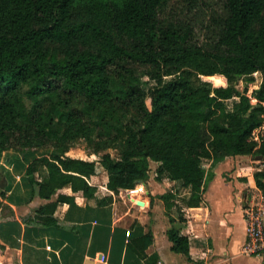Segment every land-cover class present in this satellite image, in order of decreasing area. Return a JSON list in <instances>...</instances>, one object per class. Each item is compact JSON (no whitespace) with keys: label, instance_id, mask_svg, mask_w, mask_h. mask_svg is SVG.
Wrapping results in <instances>:
<instances>
[{"label":"trees","instance_id":"obj_1","mask_svg":"<svg viewBox=\"0 0 264 264\" xmlns=\"http://www.w3.org/2000/svg\"><path fill=\"white\" fill-rule=\"evenodd\" d=\"M172 1L0 0V155L20 153L0 169L26 177L27 203L47 201L28 223L59 227L57 207L75 198L54 196L68 187L94 198L99 166L119 194L146 182L156 162L157 179L181 182L187 206L199 207L213 176L207 161H264V140H250L264 124V0H225L205 37L167 13ZM255 73L262 84L254 106L233 83ZM81 141L98 161L68 156ZM34 151L43 153L16 168ZM254 177L264 193V169ZM160 198L169 212L176 196ZM7 199L0 192L3 217L14 215ZM168 236L191 260L189 238L176 227ZM153 240L149 233L129 245L146 258ZM7 247L0 242V256Z\"/></svg>","mask_w":264,"mask_h":264},{"label":"crops","instance_id":"obj_2","mask_svg":"<svg viewBox=\"0 0 264 264\" xmlns=\"http://www.w3.org/2000/svg\"><path fill=\"white\" fill-rule=\"evenodd\" d=\"M41 153L31 152L27 159L15 163L16 168L24 167ZM17 155L20 153H2L0 166L10 160L9 156ZM68 156L93 160L75 156L73 151ZM157 167L158 163L153 162V176L150 172L146 182L119 194L107 188L108 173L100 166L91 177L92 184L99 188L94 198H87L83 192L73 193L68 187L60 189L54 200L66 194L74 196L75 202L57 207L59 227L28 223L47 201L36 196L27 203L31 188L26 177L17 180L18 173L0 169V189L6 191L14 214L3 217L0 213V242L8 246L0 256V264H264V254L243 253L248 242L245 210L257 202L256 194L264 198L254 177L255 172L264 169L263 160L230 156L207 161L204 167L213 176L205 183L199 207L187 206L184 200L190 196V189L181 182L158 180ZM166 193L176 196L169 212L160 198ZM108 197H113L112 203L102 206L100 201ZM180 214L185 222H180ZM172 227L189 238L191 260L172 250L168 236ZM149 233L154 240L146 250V258H141L129 242Z\"/></svg>","mask_w":264,"mask_h":264},{"label":"rangeland","instance_id":"obj_3","mask_svg":"<svg viewBox=\"0 0 264 264\" xmlns=\"http://www.w3.org/2000/svg\"><path fill=\"white\" fill-rule=\"evenodd\" d=\"M224 4L225 0H173L167 13H170V15H172L175 19H188L193 21L201 27V32L204 36L205 32L209 30L207 25H210L211 15L214 13L222 14ZM141 72L142 75L145 76V71ZM214 81L216 83H220L218 78ZM233 84L240 91L246 90V93L252 96V104L254 106L257 105V100L253 98V94H256L262 84L261 73H255L248 77L237 78ZM235 100L238 99L236 98ZM233 102L234 101H230V104ZM71 151H73V154L78 157L93 159L91 161L99 160V156L91 154L87 144L83 141L77 143ZM110 152L115 156L118 154L115 150H111ZM151 174V176L154 175V168H151ZM0 192H2L1 189ZM0 213L2 214L3 212L0 211Z\"/></svg>","mask_w":264,"mask_h":264},{"label":"built area","instance_id":"obj_4","mask_svg":"<svg viewBox=\"0 0 264 264\" xmlns=\"http://www.w3.org/2000/svg\"><path fill=\"white\" fill-rule=\"evenodd\" d=\"M250 140L258 146L263 142L264 124L253 130ZM254 198L258 199L257 202L245 210L248 242L243 248V253L261 255L264 254V198L260 194H256Z\"/></svg>","mask_w":264,"mask_h":264}]
</instances>
